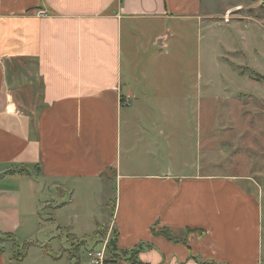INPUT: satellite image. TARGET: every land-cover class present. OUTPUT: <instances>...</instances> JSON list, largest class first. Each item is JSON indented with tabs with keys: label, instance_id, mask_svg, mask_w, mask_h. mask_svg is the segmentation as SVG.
<instances>
[{
	"label": "crops",
	"instance_id": "obj_1",
	"mask_svg": "<svg viewBox=\"0 0 264 264\" xmlns=\"http://www.w3.org/2000/svg\"><path fill=\"white\" fill-rule=\"evenodd\" d=\"M204 16V0H0V236H34L45 202L58 220L79 184L114 183L111 219L95 221L122 249L150 245L142 264H263L261 200L242 178L123 159L145 146L160 161V121L143 123L160 110L151 64ZM154 226L199 231L174 242ZM3 247L0 264H16Z\"/></svg>",
	"mask_w": 264,
	"mask_h": 264
},
{
	"label": "rangeland",
	"instance_id": "obj_2",
	"mask_svg": "<svg viewBox=\"0 0 264 264\" xmlns=\"http://www.w3.org/2000/svg\"><path fill=\"white\" fill-rule=\"evenodd\" d=\"M204 15L202 23L178 28L172 47L151 64L158 71L160 110L148 109L143 123L152 128L153 119L160 121L164 135L156 154L161 164L146 155L145 146L130 161L124 156V163L144 166L147 158L150 168L177 173L197 162L212 165L202 174L242 178L261 200L264 245V0H204ZM51 196L58 203L69 199L55 190ZM116 197L114 183L79 184L58 220L52 214L55 201L45 202L37 234H15L18 244L31 243L21 264H69L79 256L89 260L88 250L103 247L96 231L107 227L95 219L110 221ZM114 229L104 238L109 240ZM4 240L0 245L16 262L11 242Z\"/></svg>",
	"mask_w": 264,
	"mask_h": 264
},
{
	"label": "trees",
	"instance_id": "obj_3",
	"mask_svg": "<svg viewBox=\"0 0 264 264\" xmlns=\"http://www.w3.org/2000/svg\"><path fill=\"white\" fill-rule=\"evenodd\" d=\"M9 173L28 174L27 170L22 167L17 168V169H10L6 171L4 174H9ZM153 231L156 235L163 236L167 238L168 240H171L174 242H181V241L187 242L188 236L180 237L176 235L173 232V230L169 227H163L157 230L156 227L154 226ZM196 231H199V230H192L190 228L186 229V232L188 234L196 232ZM96 233H98L99 235L98 243L102 245L105 239L104 237L106 236L107 232L104 230V232L96 231ZM5 237H7L8 240L12 244L11 245L12 252L15 251V253L17 254V257L15 258L16 264H20L26 257L27 249L31 245V243H27L22 246L16 242L15 235L9 233V234H4L3 236H0V244L5 241L4 240ZM74 239L77 240L76 237ZM117 240H118V233H117V230L114 229L110 239L108 240L107 249H106V258L104 260V264H138V263L142 264L139 259V254L143 249L150 247V245L142 242L139 245H136L134 247L122 249L119 247ZM79 242H82V241L79 240ZM3 249L5 248L3 247L1 250L3 251ZM91 250H96V248L91 249ZM81 259H82L81 256L77 257L74 264H76L77 261H80Z\"/></svg>",
	"mask_w": 264,
	"mask_h": 264
},
{
	"label": "built area",
	"instance_id": "obj_4",
	"mask_svg": "<svg viewBox=\"0 0 264 264\" xmlns=\"http://www.w3.org/2000/svg\"><path fill=\"white\" fill-rule=\"evenodd\" d=\"M107 244L108 239L105 238L103 242V247L101 249L88 251V258L91 264H104V260L106 258Z\"/></svg>",
	"mask_w": 264,
	"mask_h": 264
}]
</instances>
